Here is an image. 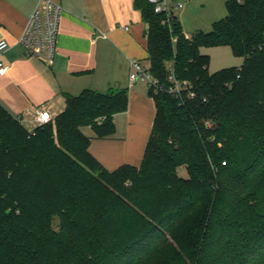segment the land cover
<instances>
[{"label": "trees", "instance_id": "trees-1", "mask_svg": "<svg viewBox=\"0 0 264 264\" xmlns=\"http://www.w3.org/2000/svg\"><path fill=\"white\" fill-rule=\"evenodd\" d=\"M225 6L210 32L188 36L134 0L149 73L190 88L149 89L139 167L108 171L83 132L115 135L126 88L65 95L55 124L32 133L0 104V264H264V0ZM216 47L243 64L210 74L202 50Z\"/></svg>", "mask_w": 264, "mask_h": 264}, {"label": "crops", "instance_id": "crops-1", "mask_svg": "<svg viewBox=\"0 0 264 264\" xmlns=\"http://www.w3.org/2000/svg\"><path fill=\"white\" fill-rule=\"evenodd\" d=\"M38 1L0 0V41L10 45L3 55L8 73L0 76V104L31 131L39 126L38 111H48L55 120L65 110V95L126 88L129 108L115 117V135L97 139L89 128V150L108 171L123 165L139 167L156 107L147 84L129 85L131 61L149 67L146 25L134 0H53L62 7V15L52 66L19 44Z\"/></svg>", "mask_w": 264, "mask_h": 264}, {"label": "built area", "instance_id": "built-area-1", "mask_svg": "<svg viewBox=\"0 0 264 264\" xmlns=\"http://www.w3.org/2000/svg\"><path fill=\"white\" fill-rule=\"evenodd\" d=\"M153 7L156 14H164L167 18L174 15V10L181 9L182 4L174 0H147ZM62 7L53 0H39L38 4L28 19L25 31L19 40L30 56L52 66L57 54L58 37ZM128 30V28H126ZM7 41H0V76L4 77L8 73V68L3 61L4 53L9 49ZM132 73L129 76L130 87L138 82L146 83L154 93L165 92L173 97H181L190 88L184 82L178 81L174 75L169 77L167 83H162L152 76L148 69L139 61H131ZM53 121L52 115L48 111L37 112V122L39 125L49 124Z\"/></svg>", "mask_w": 264, "mask_h": 264}, {"label": "rangeland", "instance_id": "rangeland-1", "mask_svg": "<svg viewBox=\"0 0 264 264\" xmlns=\"http://www.w3.org/2000/svg\"><path fill=\"white\" fill-rule=\"evenodd\" d=\"M227 1L229 0H177V3L182 4V8L175 10V14L186 34L194 35L199 31L210 32L214 23L227 16L228 13L225 6ZM202 53L210 57V74L226 68L240 67L244 61L242 58L235 57L229 47L204 48ZM55 120L53 119L51 124H55ZM117 121L120 130H122L121 118H118ZM34 130L33 128L29 132L32 133ZM83 132L85 135H89L91 130L84 128ZM179 174L182 177H187L184 169H180ZM54 225L57 229L56 222Z\"/></svg>", "mask_w": 264, "mask_h": 264}]
</instances>
